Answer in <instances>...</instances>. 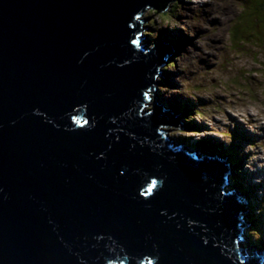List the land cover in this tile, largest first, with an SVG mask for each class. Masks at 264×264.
Returning <instances> with one entry per match:
<instances>
[{"label": "water", "instance_id": "1", "mask_svg": "<svg viewBox=\"0 0 264 264\" xmlns=\"http://www.w3.org/2000/svg\"><path fill=\"white\" fill-rule=\"evenodd\" d=\"M169 1L0 0V264H264L233 165L165 128L180 48L138 37Z\"/></svg>", "mask_w": 264, "mask_h": 264}, {"label": "rangeland", "instance_id": "2", "mask_svg": "<svg viewBox=\"0 0 264 264\" xmlns=\"http://www.w3.org/2000/svg\"><path fill=\"white\" fill-rule=\"evenodd\" d=\"M165 10L147 9L141 18L154 17L138 37L149 47L164 38L180 48L157 76L156 90L163 104L176 107L184 128H165L197 156L198 143L211 142L231 150L227 162L238 159L225 187H236L247 202L242 244L253 252L261 242L258 231L249 235L251 213L264 231V0H178ZM237 175L244 180L233 184Z\"/></svg>", "mask_w": 264, "mask_h": 264}, {"label": "trees", "instance_id": "3", "mask_svg": "<svg viewBox=\"0 0 264 264\" xmlns=\"http://www.w3.org/2000/svg\"><path fill=\"white\" fill-rule=\"evenodd\" d=\"M174 1L176 2V1H178V0H170L169 2H164V3H162L160 6H159V8H160V10L163 12V10H165L167 7H171L172 5H173V3H174ZM165 5H167V7L165 8V9H163L164 8V6ZM166 11V10H165ZM236 31H238V30H235V32ZM169 65H172V63L171 64H169ZM184 107V106H183ZM182 108V107H181ZM200 113V112H199ZM198 145H199V147L203 150V149H205L206 151H208L209 153H212V155H215V156H219V157H226L228 160L230 159H232L233 158V156H232V154H231V150L230 149H224L223 147H221V146H215V145H211V144H209V143H204V142H199L198 143ZM204 147V148H203ZM232 163H233V161H231ZM239 164V161H238V159L237 158H235V163H233V167H235L236 169H237V165ZM240 172V171H239ZM236 173V172H235ZM240 173H242V172H240ZM240 180H244L243 178L242 179H240ZM239 179H238V175L233 179V178H231V181H232V183H234V182H238V181H240ZM234 184H236V183H234ZM238 188H240V187H238ZM243 188H245L246 189V187H243ZM250 188V187H249ZM252 193H254V190H253V188H252ZM253 216V217H252ZM253 218V219H252ZM250 220H252L253 221V224H254V226L253 227H251L250 228V231H249V235H251L252 236V234H254V235H256V232L258 231V233H257V235H259L258 237H260V242L261 243H259V244H257V247L256 248H261V246L260 245H262L263 246V244L262 243H264V241H263V239H264V231H262L259 227H257V219H256V214L255 213H251L250 214ZM256 221V222H255ZM255 237V236H254ZM256 238H254V240H255Z\"/></svg>", "mask_w": 264, "mask_h": 264}, {"label": "bare ground", "instance_id": "4", "mask_svg": "<svg viewBox=\"0 0 264 264\" xmlns=\"http://www.w3.org/2000/svg\"><path fill=\"white\" fill-rule=\"evenodd\" d=\"M141 16H142V15H141ZM157 73H158V72H157ZM158 75H161V74H160V73L156 74L155 81H156ZM173 114H174V113H173ZM248 119H249V117H248ZM249 120H252V119L250 118ZM253 120H255V119H253ZM203 148H204V147H203ZM203 150H205V149H203ZM208 151H209V150H208ZM229 176H230V175H228V178H229ZM228 180H229V179H228ZM228 182H230V180H229ZM231 182H232V181H231ZM233 184H234V183H233ZM226 185H227V184H226ZM232 189H233V188H230V189H227V190H232ZM235 190H236V187H235ZM245 201H246V200H245ZM245 205H246V206H245V209H246L245 213L248 214V212H249V208H248V206H247V202H245ZM245 213H244V214H245ZM244 222H245V221H243V231H244V227H245V226H244ZM248 224H249V223H248ZM248 224H246V226H247ZM245 239H246V236H243V235H242V238L240 239V241L243 242V241H245ZM244 247L246 248L247 246L244 245ZM244 247H242V248H244ZM253 249H254L257 253L260 252V248H259V249H258V248H253ZM244 251H245V250H244Z\"/></svg>", "mask_w": 264, "mask_h": 264}, {"label": "snow or ice", "instance_id": "5", "mask_svg": "<svg viewBox=\"0 0 264 264\" xmlns=\"http://www.w3.org/2000/svg\"><path fill=\"white\" fill-rule=\"evenodd\" d=\"M153 184H155V181H153ZM148 191H149V192H151V191H152V189H151V188H149V189H148Z\"/></svg>", "mask_w": 264, "mask_h": 264}, {"label": "clouds", "instance_id": "6", "mask_svg": "<svg viewBox=\"0 0 264 264\" xmlns=\"http://www.w3.org/2000/svg\"><path fill=\"white\" fill-rule=\"evenodd\" d=\"M149 9V8H148ZM158 10V9H157ZM164 40V38H162Z\"/></svg>", "mask_w": 264, "mask_h": 264}]
</instances>
